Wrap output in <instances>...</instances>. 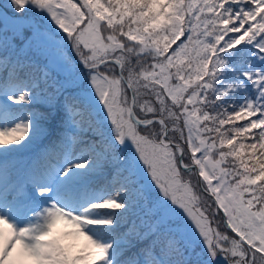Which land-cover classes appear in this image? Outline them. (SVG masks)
<instances>
[{
	"label": "snow or ice",
	"instance_id": "snow-or-ice-1",
	"mask_svg": "<svg viewBox=\"0 0 264 264\" xmlns=\"http://www.w3.org/2000/svg\"><path fill=\"white\" fill-rule=\"evenodd\" d=\"M3 7L0 264H264V0Z\"/></svg>",
	"mask_w": 264,
	"mask_h": 264
},
{
	"label": "trees",
	"instance_id": "trees-1",
	"mask_svg": "<svg viewBox=\"0 0 264 264\" xmlns=\"http://www.w3.org/2000/svg\"><path fill=\"white\" fill-rule=\"evenodd\" d=\"M3 5V4H2ZM0 11H4V10H2L1 8H0ZM25 35H27V32L25 33ZM14 43L17 45V47H20V46H22V41L19 39V38H17L15 41H14ZM3 53L2 52H0V55H2ZM43 145H41V147H42ZM39 149H37V151H38ZM32 150H29V153L31 152ZM29 153H26V155H28ZM134 251H135V249H134ZM131 252H133V250H131ZM131 252L129 253V254H131Z\"/></svg>",
	"mask_w": 264,
	"mask_h": 264
},
{
	"label": "rangeland",
	"instance_id": "rangeland-1",
	"mask_svg": "<svg viewBox=\"0 0 264 264\" xmlns=\"http://www.w3.org/2000/svg\"><path fill=\"white\" fill-rule=\"evenodd\" d=\"M0 3H1V5L3 4H6L7 3V0H0ZM10 34V33H9Z\"/></svg>",
	"mask_w": 264,
	"mask_h": 264
},
{
	"label": "water",
	"instance_id": "water-1",
	"mask_svg": "<svg viewBox=\"0 0 264 264\" xmlns=\"http://www.w3.org/2000/svg\"><path fill=\"white\" fill-rule=\"evenodd\" d=\"M0 8H1L2 10H4V11L7 10V9H5V8L1 5V3H0ZM7 11H9V10H7ZM9 14H11L10 11H9Z\"/></svg>",
	"mask_w": 264,
	"mask_h": 264
}]
</instances>
